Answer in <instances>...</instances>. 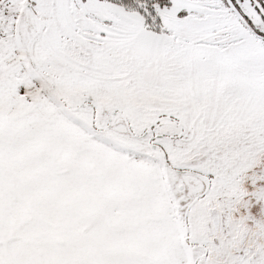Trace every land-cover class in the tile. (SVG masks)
I'll list each match as a JSON object with an SVG mask.
<instances>
[{
    "label": "snow or ice",
    "instance_id": "6c2138e0",
    "mask_svg": "<svg viewBox=\"0 0 264 264\" xmlns=\"http://www.w3.org/2000/svg\"><path fill=\"white\" fill-rule=\"evenodd\" d=\"M0 264H264V0H0Z\"/></svg>",
    "mask_w": 264,
    "mask_h": 264
}]
</instances>
